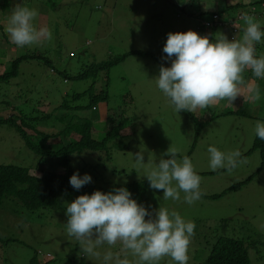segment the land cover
<instances>
[{"label": "rangeland", "instance_id": "374dc122", "mask_svg": "<svg viewBox=\"0 0 264 264\" xmlns=\"http://www.w3.org/2000/svg\"><path fill=\"white\" fill-rule=\"evenodd\" d=\"M189 1L193 0H0V48L6 52L5 60L0 52V72L5 68L6 60L30 52L49 56L54 69L52 71L45 62L34 59L21 62L24 65L20 67V74L9 82L0 83V115L8 114L10 109L26 111L27 117H40L48 112L50 119L61 127L66 122L59 120L57 107L67 99L69 87L78 86L81 89L90 80H83V84L64 80L58 72L65 70V74L72 76L76 71H81L78 62L91 63L135 50L149 53L150 56L128 54L111 67L104 75L103 82L99 83L100 89H104L105 80L108 83L106 104L91 109L90 113L82 110L87 119L96 118L94 122L98 123V128L92 129L96 138L103 135V128L109 131L123 116L128 119L127 125L118 130L122 136L117 134L111 141L110 146L116 150L112 158L105 161L102 152L83 150L81 154L70 156V164L82 175L100 178L99 190L105 194L123 187L130 190L134 199L135 187L143 184L142 199L136 196L139 204L153 213L159 207L175 210L185 221L194 222L196 228L189 246L188 264H206L208 248L203 242L206 236L213 233L219 220H222V225L217 233L235 237L259 236L257 247H249L250 264H264V169L258 171L259 150L253 149L256 122L264 120L262 91L261 99L249 101L252 105L248 103L247 108L245 104L241 105L244 103L243 97H238L234 106L226 101L210 106L208 116L217 117L198 131L191 112L174 111V106L156 84L160 67L151 58L155 56L163 60L162 57L166 56L163 48L168 33L191 30L209 37L208 32L198 30L200 23L195 16L188 17L177 9V2L188 7ZM216 1L220 8L225 7L226 0ZM239 1L244 12L253 14L255 9L264 10L263 0H249V3ZM16 2H23L30 9L38 10L39 16L34 24L38 28L47 26L52 33L50 40L23 48L9 45L4 28ZM201 5H206V2L201 0ZM258 15L255 17H259L257 20L264 30V15ZM224 31L220 29L213 34L218 38L227 36L226 29ZM214 38L217 37H212V42H215ZM71 51L76 53V57H68ZM90 52L97 55L94 60L89 58ZM256 52L257 55L264 54V39L257 44ZM163 61L171 67L170 61ZM252 79L251 76L248 80ZM257 81L255 83L260 90L264 89L262 80ZM88 103L87 95L76 99V105ZM202 112L203 109L196 111L197 115ZM100 113H106L105 119H101ZM71 116L66 115L68 120ZM171 146L177 150L178 159L188 156L195 172L201 176L200 191L206 196L191 205L184 202L185 194L182 191L180 200H165L163 190L152 189L145 177L162 157L169 158L164 154ZM210 146L225 153L239 150L241 158H246L248 162L231 173L226 168L213 171L207 151ZM141 150L145 155L144 165L137 164L135 160V154ZM29 156L33 155L15 130L8 124H0V164L27 167L31 160ZM95 164H103L106 171ZM30 167L49 172L62 168L57 159L49 157ZM211 195L218 196L212 198ZM4 202L0 208V264H30L34 252L38 253L40 262L47 261L45 256L48 254L50 260L47 264H78L82 260L89 264H106L103 255L108 251L114 254V258L119 253L121 259L126 257L131 264H141L138 257L122 249L120 242L114 246H100L97 249L101 253L99 258L85 255L80 242L67 234L68 218L65 217L66 211L58 207L59 203L30 212L20 201L5 199ZM8 239L13 241L7 242ZM118 249H122V252H118ZM107 264H115V259ZM159 264L176 262L164 257Z\"/></svg>", "mask_w": 264, "mask_h": 264}, {"label": "clouds", "instance_id": "9594fccd", "mask_svg": "<svg viewBox=\"0 0 264 264\" xmlns=\"http://www.w3.org/2000/svg\"><path fill=\"white\" fill-rule=\"evenodd\" d=\"M38 16V10L16 2L4 28L10 42L23 48L50 40L49 28H38L34 24ZM240 21H243V28ZM232 27L238 35L232 40L222 35L215 42L191 30L168 33L163 48L166 56L162 59L170 61L171 67L161 65L156 84L174 106V111L195 113L221 101L234 106L238 97H243L244 102L261 99V90L255 80H264V55L257 56L256 45L264 39V30L257 18L247 12L233 21ZM247 71H251L254 79L245 78ZM255 132L264 140V122H256ZM207 151L213 171L226 168L231 173L248 162L241 158L239 150L225 153L210 146ZM164 155L169 158L162 157L145 175L150 187L163 190L165 200H180L181 191L187 204L199 200L201 176L195 172L192 160L186 155L178 159L177 150L172 146ZM135 160L137 164H145L142 150L135 154ZM148 164H151L150 157ZM91 182L90 175L81 177L78 172L69 181L77 191ZM131 197L132 193L121 187L107 194L95 191L91 195H81L66 203L67 234L80 242L81 251L87 256L99 258L101 253L97 249L100 246H114L120 242L122 249L138 257L141 264H159L164 257H170L176 264H188L195 223L185 221L178 212L165 207L150 212ZM113 259L115 264H131L126 257L121 259L119 253L115 258L111 251L103 255L106 264Z\"/></svg>", "mask_w": 264, "mask_h": 264}, {"label": "trees", "instance_id": "16d2710c", "mask_svg": "<svg viewBox=\"0 0 264 264\" xmlns=\"http://www.w3.org/2000/svg\"><path fill=\"white\" fill-rule=\"evenodd\" d=\"M239 7L241 6L238 5V8ZM228 9H230V7ZM212 37L213 35L211 34V38H209L211 41L213 40ZM7 42L9 41L7 40ZM9 43V45L15 46V44H12L11 42ZM0 52L4 54L3 60H5L6 52L1 48ZM71 53L70 56L68 54L69 58L76 57L75 52L71 51ZM128 54L150 56L147 52L135 50L117 56H108L105 59L91 63L83 62L80 64L78 62L81 71H76L72 76L70 74H65V70H63L62 73L58 72V75L63 76L64 80H74L81 82L82 84L83 80H90L89 84H87L86 87L85 84H83L81 89H79L78 86L69 87L67 99H64L57 107V112L59 113L58 117L60 118L59 120L66 122V124L61 127H58L52 119H50V114L48 112L40 117H27L26 111L23 112V110L20 109H10L8 114L5 113V115H0V124H8L11 126L31 152V155L34 156H29L31 160L27 167L13 164H0V208L5 204L4 200L8 199L10 202L14 200L22 202L30 212L40 211L46 207H52L56 203H59V208L66 211V203L73 202L81 195H91L95 191H100V178L92 179L90 184L85 185L79 191L75 190L70 185L69 181L72 175L78 172L81 177L83 176L78 169L72 167L70 164V156L72 154H81L83 150L99 151L103 153V159L108 161L112 158L113 152L116 151L114 146H110L112 144L111 141L117 136V134L121 135L118 130H121L127 125L128 119L123 116L116 126L111 127L109 131L106 132L103 128L101 131V133L103 132V135L96 138L92 134V129L98 128V123L94 122V119L96 118L91 120L87 119L86 114H82V110L89 111L90 113L91 109L94 110L100 104H106L104 102L108 99V83L105 80L104 89H100L99 83L103 82V77L107 74L110 68L124 60ZM259 55L260 53L258 56ZM88 56L91 60H94L97 55L90 52ZM33 59L38 62H45L49 65L50 70H54L49 56L43 55L41 52L24 53L12 60L5 61V68L3 67L4 69L0 72V83L9 82L13 77H17L20 74V67L24 65L21 64L24 63V61H30ZM151 59H153L152 61L156 64H159V67H161L162 64L164 67H169L167 63L159 57L152 56ZM246 74L247 73H245V75ZM251 76L252 73L249 71V75L245 76V78L248 80ZM260 80L262 79H258L257 83ZM262 83L264 84V80H262ZM17 91L22 92L21 90ZM261 91L264 95V89ZM86 95L89 98V103L86 105H76V99ZM263 101L264 99L262 100V103ZM249 104L250 106L252 105L251 102H249ZM246 105H248V102H245V106ZM210 110L211 109L208 107L203 109V112L199 115H197L196 112L191 113V118L194 121V127L196 130L199 131L200 129H203L210 124V121L213 118L217 117L216 115L210 114L208 116L207 113ZM67 113L72 115L69 120L66 117ZM100 116L101 119L102 117L105 119L106 113H100ZM28 131H32L34 134ZM53 140L54 142H51ZM255 148L259 150L260 155L258 171H262L264 169V140L259 139L256 133L253 144V149ZM45 157L57 159L59 166L62 168L55 172H49L47 170H36L30 167H35V164ZM95 165L103 169V171H106L103 164ZM113 168L115 167H111V169ZM126 186L129 187V184H126ZM142 191L143 184L135 187V200L137 197L138 199H142ZM204 196L206 195L202 194L201 197ZM216 196L218 195H211L212 198H215ZM60 202H64V204L62 205ZM66 216L67 215H65V217ZM225 221L226 220H224V222ZM221 225L222 220L216 221L213 233L205 237V242L203 243L204 245L206 243V248H208L205 263L250 264L249 247H257V244L260 241L258 239L259 236L248 235L246 237H235L236 235L233 236L217 233L216 231H218ZM11 241L13 240H7V242ZM118 252H122V249H118ZM48 256V254L45 256L47 261L40 262L38 253L34 252L29 262L30 264H47L50 260V258H47ZM78 264L89 263H84V260H82V262Z\"/></svg>", "mask_w": 264, "mask_h": 264}, {"label": "crops", "instance_id": "0c3cea01", "mask_svg": "<svg viewBox=\"0 0 264 264\" xmlns=\"http://www.w3.org/2000/svg\"><path fill=\"white\" fill-rule=\"evenodd\" d=\"M202 1L206 2V5H201V0L189 1L188 7H186L183 3L180 5V3L177 2L179 4L177 5L178 7L177 9H179L180 12H183V14H186L188 17L195 16V18L200 23V27H198V30L200 32L201 30L204 32H208L209 38H211V34H212L213 37H217L214 39H218V36L216 34H213V32L218 33L220 29H223V31L224 29H226L227 31L226 33H228L227 36L230 38H234L238 32L232 27V22L238 21L240 15L244 13V9H241V7L238 8V5L242 4V2L239 0H232V3H230V0H226L225 7L220 8L219 3L216 0H202ZM248 3H249V0H248ZM262 5H264V3H262ZM229 7L230 9H228ZM263 13H264V10L262 11V13H260L259 9H255L253 11V14L255 15L260 14L258 16L264 15ZM249 14L253 15L251 13ZM214 15H217V18H214ZM258 18L259 17H257V19ZM240 24H241V28H243L244 26L243 21H240ZM260 55H263V53H260ZM247 75H249V73H247L245 76ZM262 96L264 95L262 94ZM244 104L245 102L242 103L241 105H244Z\"/></svg>", "mask_w": 264, "mask_h": 264}, {"label": "built area", "instance_id": "2783aa9c", "mask_svg": "<svg viewBox=\"0 0 264 264\" xmlns=\"http://www.w3.org/2000/svg\"><path fill=\"white\" fill-rule=\"evenodd\" d=\"M214 17H217V15H214Z\"/></svg>", "mask_w": 264, "mask_h": 264}]
</instances>
